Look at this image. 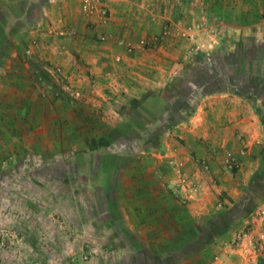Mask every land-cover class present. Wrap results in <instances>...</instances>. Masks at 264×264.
I'll return each mask as SVG.
<instances>
[{"label":"crops","instance_id":"crops-1","mask_svg":"<svg viewBox=\"0 0 264 264\" xmlns=\"http://www.w3.org/2000/svg\"><path fill=\"white\" fill-rule=\"evenodd\" d=\"M80 1L0 0V183L3 178L4 186L9 165L21 161L24 166V162L28 163L26 157L38 150L47 155L51 149L52 153L57 149L56 155H70L72 160L78 156L76 161L68 163L70 168L78 172L85 168L91 171L96 165L92 158L97 152L88 158L90 154L82 153L81 139L88 132L98 135V129L109 132L121 126L108 128L103 124L112 119L109 114L120 120L117 103L121 106L125 98L122 96L110 102L108 94L113 90H129L122 73L132 66L126 63L125 66H122L124 63L115 65L110 58L118 56L130 62L135 60L137 62L133 64L132 61V65L136 67L140 62L139 48L127 54L117 45L122 42L137 45L139 37L158 34L167 25L178 27V22L172 20L171 15L174 12L183 15L188 9L186 5L179 6L176 0H104L108 17L106 22L100 23L96 17L83 13ZM151 14L153 17L149 19ZM100 35L105 37V42L96 41ZM161 38H165L163 44L153 46L154 50L150 51V56L158 59L165 57L168 49L174 53L178 48L174 40L166 39L164 35ZM196 39L200 40L197 36ZM200 43L203 44L202 39ZM172 46L177 47L173 49ZM256 57L253 67L256 66L258 71L256 69L253 76L260 84L262 78L264 81V52L263 58L257 60ZM43 69L44 74L54 70L72 82L78 81L76 76L83 73L94 85L77 86L73 82L67 89L72 92L80 90L79 97L63 96L59 86L43 84L38 76ZM93 78L102 80L94 81ZM256 82L251 86L254 98L262 95L261 86ZM162 87L158 90L161 91ZM218 87V91L206 90L196 101L190 102V113L182 119L177 116L174 125L164 130H167L165 140L168 143L164 144L163 152H155L154 148V152L145 153L158 159L156 166H180L184 171L181 178L155 181L154 161L151 163L139 156L144 154L145 147L133 152L138 154L136 160H129L128 155L126 158L123 156L127 154L125 148L119 153L106 152L111 143L103 151L127 159L126 163L114 168L111 162L100 161L101 168L92 170V176H96L97 171L103 175L106 172L101 193L104 209L100 210L99 219L103 218L109 229L114 231L120 228L128 233L126 223L120 221L130 218L136 232L141 229L149 235L162 233L157 231L158 227L145 221V207L140 214L132 211V207L141 204L148 195L154 197L159 187L168 189L173 198L175 195L179 202H184L186 213L199 232L176 252L167 249L169 254L163 258L165 264L166 261L172 264H205L196 255L202 251L211 253L210 264H239V257H225L227 245L234 235L245 228L251 234L264 235V222L249 218L254 211L264 208V168L258 166L264 156V150L261 151L259 146L264 143V129L259 125L264 111L261 113L256 109L257 105L264 108V96L259 102L254 99L255 103H248L235 86ZM34 88L40 89V94ZM134 93L140 94L138 108L145 107L149 90L139 91L138 88ZM214 99H217L215 103ZM159 111L161 115L162 111ZM204 120L210 122L209 127H205ZM98 123L101 125L99 128ZM229 154L235 156L237 163L233 170L226 164ZM199 161L206 164L204 174L199 173L196 166ZM5 166L8 168L4 169ZM130 171L132 173L129 174ZM136 185L142 189L136 191ZM118 191L119 196L114 195ZM173 198L167 203L168 209L177 205V198ZM153 199L158 204L161 201L160 198ZM122 211L125 212L124 217L120 215ZM126 240V249L131 254L125 256L120 264H132L133 257L138 258V264H153L147 256L150 248H154L155 256L167 248V244L153 246L148 243L143 246L139 240ZM155 256L152 254V258Z\"/></svg>","mask_w":264,"mask_h":264},{"label":"rangeland","instance_id":"rangeland-1","mask_svg":"<svg viewBox=\"0 0 264 264\" xmlns=\"http://www.w3.org/2000/svg\"><path fill=\"white\" fill-rule=\"evenodd\" d=\"M176 2L179 6H188L187 12H184L186 14L178 15L174 12L171 15L172 20L179 24L177 28L167 25L168 27L162 28L158 34L139 37L136 42L143 40V43L138 45L137 42L136 45L129 42L133 46L130 51L124 49L125 42L117 45L127 54L139 48V66L132 65V61L133 64L137 62L135 60L130 62L129 59L122 60L118 56L110 58L115 65L124 63L122 66H125L126 63L132 67H127L125 72L123 71L124 74L122 73L129 90L122 92L113 90L108 94L110 102L125 96L121 106L117 103L121 121L109 114L112 119L107 118L103 124L108 128L109 126L116 128L119 124L127 123L129 127L123 128V131L121 130L123 136L113 140L105 151L119 153L125 148L127 154L123 156L126 158L128 155L129 159L136 160L138 154L133 152L145 147L144 154L139 156L146 158L145 161L151 163L154 161L155 167L152 165V170L156 172L153 174L155 181H168L170 178H181L183 175L184 171L179 168L180 166H156L158 159L145 153L154 152V148L155 152L165 150L164 144L168 143V140H165L167 130H164L172 127L169 125L171 119H176L178 115L184 113V106L196 101L206 90L214 93L218 86H235L237 91L246 97L248 103L249 101L255 103V100L259 102L264 96L263 78L258 84L253 76L257 69L256 66L253 67L256 65L254 58L256 56L257 60L263 58L264 19L255 20L247 10L249 6L242 4V0H176ZM151 17L153 14L148 18ZM164 31L168 32L167 35L163 34ZM162 35L166 36V39L174 40L178 48L174 53L168 49L165 57L158 59L156 56H150L152 53L150 51L154 50L153 46L163 44L165 38H161ZM196 36L200 40H197ZM96 41L105 42V37L100 35ZM110 60L106 59L108 62ZM130 70L132 72H129ZM45 73L43 69L38 74L43 84L59 86L63 96L79 97L80 90L73 93L67 89L73 82L77 86L94 85L83 73L76 76L78 81L73 82L54 70ZM99 79L93 78L94 81ZM255 82L257 86H261L262 95L259 94L257 98L251 96L253 88L251 86H254ZM161 86L163 87L159 91ZM138 88L139 91L149 90L145 107L137 106L140 105L138 101L141 100L140 94L134 92ZM34 90L40 94V89ZM137 95L138 97H133ZM213 101L215 103L217 99ZM159 109L162 111L161 115ZM256 109L261 113L264 111L261 105H257ZM260 119L259 125L264 129V116ZM209 123L204 120L206 128L209 127ZM259 146L263 151L264 143ZM55 152L52 153L51 149L50 153L44 155L38 150L34 155L26 157L28 163L24 162V166L21 161L14 162L13 166L9 165L5 186L3 178L1 179L0 264H120L125 256L131 254L130 250L126 249L127 238L139 240L143 246H147L148 243L153 246L167 244L174 252L182 248V243L174 244L161 233L149 235L141 229L140 233L136 232L135 224L130 218H122L123 221H120L126 223L128 233L120 228L116 231L109 229L108 223H105L103 218L99 219L100 210L104 209L101 193L107 177L106 172L103 175V172L97 171V175L92 176V170L101 168L99 163L101 155L96 153L92 158L96 165L94 164L91 171L85 168L78 172L68 164L70 161H76L78 156L72 160L73 157L70 155L61 156ZM234 158L233 154H229L226 162L228 168L232 170L237 165ZM261 159L258 166L264 168V156ZM196 164L199 173L204 174L206 164L202 161ZM7 166L4 169L8 168ZM119 193L118 191L114 195L119 196ZM164 197L165 203L173 198L168 195ZM176 198L177 220L183 223L190 222L184 202L182 200L179 202L178 197L174 195L173 200ZM161 201V204L164 203L163 199ZM120 215L124 217L125 212L122 211ZM150 238L155 241L149 240ZM153 249L151 247L147 255L153 264H165L163 258L168 256V250H162L157 257ZM150 253L155 257L152 258ZM196 255L197 259L204 260L203 263H211L212 256L209 251L208 253L202 251ZM178 258L183 260L180 256ZM137 259L133 257L132 264H138ZM166 264L172 262L166 261Z\"/></svg>","mask_w":264,"mask_h":264},{"label":"trees","instance_id":"trees-1","mask_svg":"<svg viewBox=\"0 0 264 264\" xmlns=\"http://www.w3.org/2000/svg\"><path fill=\"white\" fill-rule=\"evenodd\" d=\"M242 4H245L247 7L249 6L247 10L252 14L255 20L264 19V0H242ZM183 108L185 109L184 113L178 115V118L182 119L186 117L190 113L192 105L189 104V106H184ZM175 121V119H171L169 125H174ZM122 125L119 128L109 130V132H101L98 129V135L96 133L92 134V132H88V135H84V137L81 139L84 147V151L82 150V153L90 154L87 155V157L90 158L92 156L91 154L97 152L99 153V155H101L100 161L111 162L114 168L119 164L123 165L124 163H126V160L129 158L122 159L118 156L111 155L103 151V148L110 144L113 140L120 136H123L121 130L123 131V128H127L129 126L128 124ZM99 126L101 125L98 123V128ZM89 134L91 135L89 136ZM136 187H138V185L135 186L136 191H140L142 189V187L140 186L138 188ZM164 195L172 197L171 192L168 189L159 187L158 190L156 189V195H154V197L153 195H148L143 200V202H141V204H137L132 207V211L134 213L140 214L141 209L143 210V207H145V221H149V224L151 226H154L156 228L158 227L159 229H157V231H162L161 235H163L164 238H170L171 242H174V244H177L178 242L182 243L183 247L189 238L191 239L198 234L199 229L198 227L193 225L191 221L188 223H183L182 221L177 220L178 213L175 212L177 206L175 207L171 205V208L168 209L167 203L164 202L161 204L162 201H160V203L158 204L157 201L153 199L160 198V200H162L165 198ZM250 213L251 212H249V214ZM249 214H246V217H248ZM167 246L169 247L166 248V250L170 248V245H165V247Z\"/></svg>","mask_w":264,"mask_h":264},{"label":"built area","instance_id":"built-area-1","mask_svg":"<svg viewBox=\"0 0 264 264\" xmlns=\"http://www.w3.org/2000/svg\"><path fill=\"white\" fill-rule=\"evenodd\" d=\"M105 2L104 0H81L80 7L85 15L96 17L100 23H104L108 17ZM167 33V31L163 32V34L166 35ZM142 43L143 40H140L138 45ZM132 47L133 46L129 42L124 44V49L127 51H130ZM249 218H256L259 222H264V208L254 211ZM263 239V234L258 233L254 235L245 228L238 234L234 235L230 243L227 245L225 257L237 256L241 261L239 264H262V262H264ZM213 259L215 260L216 256Z\"/></svg>","mask_w":264,"mask_h":264}]
</instances>
